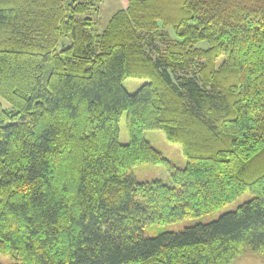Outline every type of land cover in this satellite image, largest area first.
Returning a JSON list of instances; mask_svg holds the SVG:
<instances>
[{"label":"trees","instance_id":"16d2710c","mask_svg":"<svg viewBox=\"0 0 264 264\" xmlns=\"http://www.w3.org/2000/svg\"><path fill=\"white\" fill-rule=\"evenodd\" d=\"M95 1L0 0V254L20 264L264 257V0H128L102 31ZM129 78L147 83L130 94ZM145 131L179 144L185 167ZM140 165L166 167L168 182H136ZM246 193L217 220L144 235Z\"/></svg>","mask_w":264,"mask_h":264},{"label":"rangeland","instance_id":"374dc122","mask_svg":"<svg viewBox=\"0 0 264 264\" xmlns=\"http://www.w3.org/2000/svg\"><path fill=\"white\" fill-rule=\"evenodd\" d=\"M127 0H96L95 3L98 8V12H94L96 15V22L99 31H102L109 21L110 17L117 10L124 8V3ZM169 34L170 39H174L173 32L170 29H166ZM156 46L159 50L164 49L162 40L160 38L156 39ZM205 49L206 45L199 46ZM222 59L218 60V63ZM146 80L141 79H125L123 81L124 89L130 93H135L141 86L146 84ZM3 108H8V105L2 102ZM144 139L148 141L151 146L162 154V156L167 159L176 168L183 169L186 165V159L182 153V148L179 144L170 143L166 140L165 135L161 131H145ZM119 142L123 145L128 143V133L126 130V115H122L119 122ZM132 176L136 182H151L155 180H160L164 183L168 182L169 173L164 166H150V165H140L132 169ZM251 195L246 193L236 199L231 204L222 208L221 210L206 215L201 218L183 220L175 224L166 225L163 227H152L151 229H146L144 235L146 237H152L158 231L178 233L185 228L192 227L198 223H208L217 220L221 215L235 211L240 205L249 201ZM0 264H20L19 260L15 256H6L0 254ZM230 264H264V257L261 254H254L249 250L243 252L240 256L236 257Z\"/></svg>","mask_w":264,"mask_h":264},{"label":"crops","instance_id":"0c3cea01","mask_svg":"<svg viewBox=\"0 0 264 264\" xmlns=\"http://www.w3.org/2000/svg\"><path fill=\"white\" fill-rule=\"evenodd\" d=\"M127 2H128V0H127ZM127 2L126 3H124L125 5H124V8L126 7V5H127Z\"/></svg>","mask_w":264,"mask_h":264}]
</instances>
